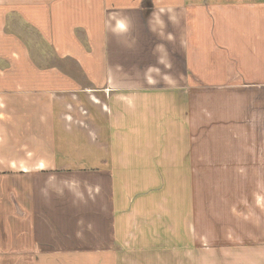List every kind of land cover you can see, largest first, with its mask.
I'll return each instance as SVG.
<instances>
[{
    "label": "crops",
    "instance_id": "crops-1",
    "mask_svg": "<svg viewBox=\"0 0 264 264\" xmlns=\"http://www.w3.org/2000/svg\"><path fill=\"white\" fill-rule=\"evenodd\" d=\"M0 264H264V0H0Z\"/></svg>",
    "mask_w": 264,
    "mask_h": 264
}]
</instances>
